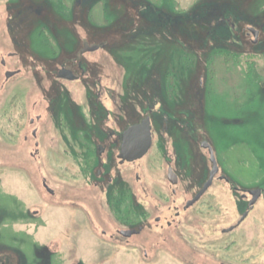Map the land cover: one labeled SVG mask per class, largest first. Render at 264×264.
I'll return each instance as SVG.
<instances>
[{
  "label": "rangeland",
  "instance_id": "obj_1",
  "mask_svg": "<svg viewBox=\"0 0 264 264\" xmlns=\"http://www.w3.org/2000/svg\"><path fill=\"white\" fill-rule=\"evenodd\" d=\"M76 1L81 4L76 11L82 26L70 25L75 37L59 16L73 20L70 0H0V264H264V191L239 227L223 231L249 208L250 195L242 197L231 184L245 191L264 189V0H149L157 11L188 12L206 30L216 19V41L206 65H201L205 51H195L201 52L195 58L170 44L155 43L164 33L156 27L154 12L133 9L148 0ZM114 5L123 13H115ZM121 16L136 21L128 36L120 32L124 26L114 24ZM229 16L232 30L220 22ZM249 27L258 30L256 39ZM141 35L150 38L148 59L137 42ZM102 41L107 43L105 50L80 53L84 45ZM219 47L231 52H215ZM74 52L78 59L82 54L86 70H100L101 79H84L87 75H80V67H69ZM61 64L80 79H54ZM8 72L14 73L6 76ZM87 80L96 92L102 89L103 103L111 109L118 95L131 108L150 96L168 113L163 126L155 115L154 147L137 162L149 191L137 187L128 164L116 173L123 189L137 194L147 220L163 211L173 221L164 229L169 239H161L154 227L152 235L141 239L117 234L110 238L116 228L130 225L131 197H125L121 217L115 216L104 190L94 184L98 179L93 173L83 176L68 157V130L60 133L59 119L47 110L50 104L43 95L56 90L70 98L68 108L75 119H98L92 98L85 95L90 89ZM103 86L114 91L107 94ZM178 111L189 115L188 123ZM119 113L127 117L128 110L122 107ZM188 125L193 132L198 126L205 129L219 171L195 205L182 212V204L195 190L190 185H200L211 168L198 138L190 134L195 138L190 140L186 134ZM36 127L40 133L32 137ZM93 127L97 130V124ZM157 140L166 144L168 155L174 149L180 160L177 168L183 180L174 196L165 179L164 156L154 154ZM122 198L117 197L124 202ZM176 208L181 215L173 220Z\"/></svg>",
  "mask_w": 264,
  "mask_h": 264
},
{
  "label": "flooded vegetation",
  "instance_id": "obj_2",
  "mask_svg": "<svg viewBox=\"0 0 264 264\" xmlns=\"http://www.w3.org/2000/svg\"><path fill=\"white\" fill-rule=\"evenodd\" d=\"M99 47L100 46L98 45L97 49ZM80 50H82V49H80ZM80 53H81V51H80ZM13 54H15V53H10V55H13ZM74 57L70 59L72 61L68 64L69 67H80V75H82V74L87 75L84 77V79H88V76H90V78L98 77L99 79H101L100 77L102 76L101 75L102 72H100V70H94L93 74L88 69L89 68L88 66H87V70H86V65L83 64L82 54L79 56V59L76 56H74ZM61 69H65V70L69 71L71 73L70 76L72 78L66 79V78L58 77V73ZM53 77H54V79H58V80L59 79H66V80H70V81L80 79V76L73 73L65 65H61L60 68L57 69L56 72H54ZM54 79H52V80L57 81ZM90 83H93V82L88 81L90 89L86 88L87 91H85V93H86L85 95H88V97L92 98L91 102L93 103V106L96 110L94 112H96V113H97V111L99 112L100 118H98V119L93 118V117L90 119L89 118L90 115H88L89 117L87 119H85V118H83V119L76 118L75 119L74 113L72 111H69V108H68V105H70V103H69L70 98L67 97L65 94L63 95V94L58 93L56 90L53 91V94L47 93V94L43 95L44 102H47V104L48 103L50 104V105L48 104L50 107L47 106V110L51 111L52 115H55V116L57 115V118L59 119L57 127L61 131L60 133L64 134L63 131L65 130V128L68 130L67 137L65 135L66 141L64 142L66 149H67L66 151L68 153V157L71 158L72 162L76 161V165L82 171L83 176H88L89 174L93 173V176L96 179H98L99 182L94 180L95 181L94 184L99 189L102 188V190H104V192L106 194V198H105L106 203L110 207L111 211H113V213L116 214V215L114 214L115 216L121 217L120 215H121V212L123 211L122 208L125 207V202H126V200H124V199H125V197H128V196L131 197L130 202L128 201V205H129V207H128V209H129L128 219L129 220L128 221L130 222V225L126 226V227L116 228L113 233L109 234L110 238H114V235L117 234L119 236L126 237V238L127 237H129V238L130 237H136L137 239H141V237H145L146 235H152L153 231L151 230V227H154V228H156L155 232L158 233V236L161 239H169V237L167 236L168 233L165 230H167L171 226H173V224H174L173 221L167 219V215H163V213H162L163 211L161 212V214H158V215L151 217L152 221L147 220V218L145 217V209L142 208L143 205L139 204V202L137 200V194H134L133 192H131L129 189H127V187H125V189H123L125 185L120 183L121 178L116 173V172H121L122 166L128 164L131 173L133 172V174H134V181L137 184V187L139 186V188L142 192L149 191L147 189V187L142 183V178H141L140 174L138 173L139 166L137 165V162L144 159L146 156H148V154L151 153L152 148L154 147L153 146L154 136H156L155 133L157 132L156 130L158 127V123H159V125L163 126V123H166V121H167V115L162 114L160 112L161 109L159 108L160 107L159 100L156 98L150 97V96L145 97L143 99L142 105H139V104L137 105V103H136L135 106H133L131 108V106H129L126 103L127 101L123 102V99H121L120 96L118 95L116 103L114 102V108L115 109H111V108H109L107 102H106V104L103 103L106 101V97H104L102 100V98H101L102 89L101 90L99 89L98 92H96L95 87L92 88V86H90ZM56 85L60 86L59 84H56ZM103 88L104 89L106 88L107 90L109 89L108 91L105 90L107 92V94H108V92L114 91L111 88H108L107 86L106 87L103 86ZM90 95H92V96H90ZM59 97L62 98V101H61L62 105H60V106L58 105ZM107 98H108V96H107ZM110 101L113 104L111 99H110ZM122 107H124L128 110V114L126 113L127 117H124L120 113H119V116L116 115V112L118 110H120ZM53 108H54V111H53ZM96 113H94V114H96ZM155 115L159 116L158 117V123H157V118H155ZM55 116H53L54 119L56 118ZM181 116L184 117V115H182V114H181ZM41 119H42V114H38L36 116L35 120L39 122V121H41ZM144 119H147L148 123H149L150 139H151L149 147L147 148L146 152L139 158H134V156H135L134 155V156H132L134 158L132 160L122 159L120 157V152H121L123 131L125 129H127L129 126L141 124ZM31 122H33V119H31ZM95 124H97V130H95L93 127V125H95ZM39 129L40 128L36 127L33 130L32 137L36 136L38 133H40ZM204 130L200 126H198V128L195 130L194 134H191V135H193V137H195V138H198L199 146L202 149H205L207 151L208 156H209V162L211 164V168H212V162L210 160L209 150L211 149V151L213 153L214 160H215V163L217 166V171L214 174L213 179H212V182H213L215 175L219 171V166H218L217 160L215 158L214 149H213L212 144H211L210 139H209L210 137L203 135ZM187 135L190 138L188 136H185V137H188L190 140L195 139V138H191L190 133H188ZM203 143H204V146H203ZM165 145L163 143H159L157 140L156 148H155L156 151H154V154H156L158 156H161V155L164 156V159L166 161V163L164 165L165 166V179L170 184V186H172L170 190H169V188H167V189L170 191L172 196H174L177 194L175 187L177 186L179 181L183 180L182 174L180 173L181 169L177 168L180 160L178 159L177 153L175 152L174 149H172V156L168 155L167 147ZM196 153H197V150H196ZM199 155H201V154H199ZM73 163L75 164V162H73ZM211 168H210V170H211ZM210 170L207 171L206 177L204 178V180L201 182L200 185H198V186L195 184L190 185V187H192L191 190H193L194 188H195V190L191 194L190 198L187 199L184 202V204H182V212H185L192 205H195V203L202 197L201 196L197 201H195L191 205L186 206L187 202L190 201L196 195V193L202 188L204 183L207 181V179L209 178ZM219 178L228 182V179L224 176H219ZM212 182H211L210 186L212 185ZM43 187L45 188V190L47 192H49L50 194H53V190H51L46 185V183H43ZM209 187L207 188V190L209 189ZM119 189H121V190L119 191ZM256 189H259V188L248 189L245 191V189H241L238 186L231 184V190H233L234 192L241 191L242 197H247V195H249L248 192L250 190H256ZM117 191H119V193H121V195H119V193ZM263 191L264 190H261L260 196L263 193ZM118 196L123 197L122 199L124 200V202L118 201V199H117ZM250 199H251V195H250ZM175 200L176 199H173V203H175ZM249 200L247 201L248 205H249ZM170 208H171V206L168 205L167 211L165 213H168V211H170ZM125 209H126V207H125ZM138 209L141 210V213H140V211H138ZM247 210L249 213L250 209L248 208ZM248 213H247V215H248ZM180 215H181V210L176 208V210L174 211L172 219L175 220V218L177 219ZM125 218H127V217H125ZM243 220L240 221L239 223H235L234 225H232V226H234V228L231 229L230 231L239 227L240 224L243 222ZM151 222H153L154 225H152ZM224 230L225 229H223V231ZM129 231L131 233L128 236H126L122 233V232H129ZM230 231H227V232H230ZM102 233L104 234L105 230H103ZM145 251H144V256H146L148 258L150 253H148V251H146V252Z\"/></svg>",
  "mask_w": 264,
  "mask_h": 264
},
{
  "label": "trees",
  "instance_id": "obj_3",
  "mask_svg": "<svg viewBox=\"0 0 264 264\" xmlns=\"http://www.w3.org/2000/svg\"><path fill=\"white\" fill-rule=\"evenodd\" d=\"M76 2V3H75ZM70 4L73 5L74 7V11H73V7L71 8V11H73V20L71 22H67L61 15H59L66 23H68V25H75V23L78 22L79 26V19L77 18V11L76 8L79 6H81V4L79 2H77L76 0H70ZM95 4H92V6H94ZM38 7V6H37ZM118 6L114 5V11L117 14H122L123 10H120V8H118L119 10H117ZM121 7V6H120ZM134 10H137L138 12L140 10L143 9H147L150 10L152 12H154V19L156 20V27L161 28V30L164 33V37H161L158 40H155L156 44H158V46L160 44H170L169 46L173 47H177L178 49H180L182 52H185L189 55H193L196 57L201 55V52H195V51H202V53H204L203 51H205L204 56L205 60L201 63V65H206L208 63L210 59V57L207 56V54L210 52V50L213 49L214 43L216 41L215 37H213V29L217 27V21L216 19H211L210 23V30H206L204 28H201L199 26H197L196 23V18L191 17L188 15V12H180V13H168V12H164V11H157L156 5H154L151 1H140V3L138 5H136L134 8ZM54 15V13H53ZM56 16V14H55ZM53 17V16H52ZM232 20V17H226L221 19L220 22H224L227 24V26L232 30L230 24V21ZM145 21V20H144ZM142 23V25L146 24V23ZM161 21V22H159ZM135 22L132 19L129 20H125L124 18L118 17V19L116 21H114L115 26L117 27H123V30H120V32H124L125 36H128L129 34H126V32H134L135 31ZM91 25L92 22H91ZM149 25V24H148ZM86 26H89L88 24ZM69 32L75 36V30L73 28L68 27ZM108 31L111 30V28L107 29ZM76 37V36H75ZM150 38L148 35H141L140 39H137V42H141L140 44H143L142 47H145V49L143 50L145 54H147V59L149 57H151V52L152 50H150ZM177 41H179V43L177 44ZM227 41V40H225ZM166 42V43H165ZM94 44V43H93ZM100 47H102L104 50L107 47V43L102 41L100 43H98ZM138 45V44H137ZM54 48L57 47V45H53ZM134 48V47H133ZM215 52H227L230 53L231 51L226 48V47H219L215 50ZM148 53H150V56L148 55ZM203 55V54H202ZM75 55L71 57L73 58ZM130 57V55L128 56ZM187 57V56H186ZM70 58V59H71ZM61 63L63 64V61H61ZM61 64V65H62ZM62 98L59 97L58 99V105H62ZM160 112L162 114H166L167 117L169 116L168 113L161 109ZM184 115L183 118H181L182 116H180V119L182 120V122H186L188 123V114H185L183 111H178V115ZM201 119V118H200ZM189 126V125H188ZM194 128L193 127H188V129L186 130V134L190 133V134H194Z\"/></svg>",
  "mask_w": 264,
  "mask_h": 264
},
{
  "label": "water",
  "instance_id": "obj_4",
  "mask_svg": "<svg viewBox=\"0 0 264 264\" xmlns=\"http://www.w3.org/2000/svg\"><path fill=\"white\" fill-rule=\"evenodd\" d=\"M248 29L253 33L254 38L256 39L258 31L252 27H249ZM96 49H97L96 45H92V46L84 45L81 50V53L85 51H93ZM13 73L14 72L6 73V76H9ZM70 74L71 73L69 71L65 69H61L58 73V77L71 79L72 77L70 76ZM150 142H151V139H150L149 123L147 119H144L141 124L129 126L127 129L123 131L120 157L122 159H127V160L139 158L146 152L147 148L150 145ZM203 146H204V143H203ZM209 153H210V160L212 162V168L209 172V178L204 183L202 188L196 193V195L190 201L187 202L186 206L191 205L203 195V193L210 186L213 176L217 171V166H216L214 156H213L211 149L209 150ZM132 156H134V158ZM248 193L249 195H251V199L249 200V209H250L253 207V204L255 203L257 198L260 196L261 190L260 189L250 190ZM247 213H248V210H246L242 214V216L240 217L237 223L242 221L247 216ZM233 228L234 226H231L225 229L224 232L230 231ZM122 233L128 236L130 235L131 232L129 231V232H122Z\"/></svg>",
  "mask_w": 264,
  "mask_h": 264
},
{
  "label": "bare ground",
  "instance_id": "obj_5",
  "mask_svg": "<svg viewBox=\"0 0 264 264\" xmlns=\"http://www.w3.org/2000/svg\"><path fill=\"white\" fill-rule=\"evenodd\" d=\"M263 198V194H261L260 198L257 200L256 203H258Z\"/></svg>",
  "mask_w": 264,
  "mask_h": 264
}]
</instances>
